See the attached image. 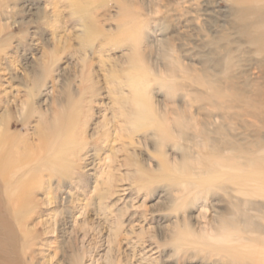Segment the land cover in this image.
I'll list each match as a JSON object with an SVG mask.
<instances>
[{
  "label": "rangeland",
  "instance_id": "374dc122",
  "mask_svg": "<svg viewBox=\"0 0 264 264\" xmlns=\"http://www.w3.org/2000/svg\"><path fill=\"white\" fill-rule=\"evenodd\" d=\"M236 21L228 0H0L11 136L37 145L68 115L89 156L19 219L0 185V264H239L264 239L244 183L264 156V59ZM140 94L156 117L134 126ZM217 159L231 174L199 186ZM232 231L246 243L224 246Z\"/></svg>",
  "mask_w": 264,
  "mask_h": 264
},
{
  "label": "bare ground",
  "instance_id": "6f19581e",
  "mask_svg": "<svg viewBox=\"0 0 264 264\" xmlns=\"http://www.w3.org/2000/svg\"><path fill=\"white\" fill-rule=\"evenodd\" d=\"M228 1L234 7L239 33L245 38L246 43L256 48L258 55L264 59V0ZM91 25L93 24L91 23ZM90 29L84 26L81 32L86 34V30L91 31ZM254 100L257 99L254 98ZM1 103L0 101V105ZM139 106L143 111L137 113L134 119L132 118L133 125H137L142 120L143 115H145L144 121L152 123L156 114L151 105L146 104V100L141 94ZM68 119L69 121L70 119L72 120L68 115H61L60 119L47 121L41 129L33 131V138L39 142L33 146L29 144V139L21 140L11 136L10 130L16 127L12 121V115L0 114V185L3 186V193L5 194L9 211L15 217H23L24 212L33 205V202L29 199L32 196L31 192L42 186L46 178L50 182L55 177L68 176L76 169V163L82 162L89 157L83 158L81 156V152L85 148L82 147L81 143L83 135L78 132L77 126L72 127L70 123H67ZM167 135L169 134L166 133ZM227 163V161L219 159L212 161V171L207 175L209 179L201 180L197 184L203 187H210L214 183L220 182L223 177L231 174L233 169ZM226 168H229L230 172H224ZM246 173L244 183L254 186L252 190L248 189L252 193L256 191L257 196L259 193L260 195L264 194V156L250 157ZM95 184V190H99L101 184L98 182ZM220 239L224 246L229 245L228 243L232 244L235 240L242 244L246 243V239L244 240V238L238 236L235 231L225 234L224 238ZM250 243H252V247L249 248L248 252L244 253V255H237L238 257L234 261L238 260L237 263L239 264H264V239H251ZM244 246L241 248H244ZM225 249L231 250L233 248L230 246Z\"/></svg>",
  "mask_w": 264,
  "mask_h": 264
}]
</instances>
